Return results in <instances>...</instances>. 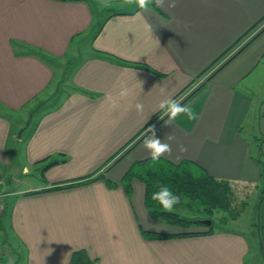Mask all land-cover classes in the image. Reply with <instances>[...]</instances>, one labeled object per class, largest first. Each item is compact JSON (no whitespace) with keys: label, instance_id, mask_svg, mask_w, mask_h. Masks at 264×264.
<instances>
[{"label":"crops","instance_id":"obj_1","mask_svg":"<svg viewBox=\"0 0 264 264\" xmlns=\"http://www.w3.org/2000/svg\"><path fill=\"white\" fill-rule=\"evenodd\" d=\"M168 2L148 11L110 14L91 39L89 53L73 67L76 89L22 136V173L42 156L60 159L63 153L65 158L44 170L43 181L4 188L9 190L0 197V208L6 202L0 218L3 264H68L75 248L94 257V264H246L250 244L241 231L143 237L140 227H181L150 216L139 178H131L129 197L120 182L135 160L149 156L143 147L149 127L171 145L167 159H191L211 175L238 184L255 185L260 177L250 145L259 133L264 152V94L257 81L264 58V0H177L172 9ZM93 19L86 0H0V163L8 160L12 122L6 112H21L34 96L52 90V62L58 63L72 44L79 51ZM33 47L54 60L46 62ZM194 78L177 101L191 106L195 120L182 114L168 125L167 116L160 117L127 142L158 111L153 112L161 99L173 97ZM121 85L130 90L123 99ZM137 102L144 105L143 113L135 109ZM246 117L254 126L250 137L242 132ZM180 145L187 150L180 152ZM92 171L116 183L107 185L98 176L46 188ZM257 216L264 264V195Z\"/></svg>","mask_w":264,"mask_h":264},{"label":"trees","instance_id":"obj_2","mask_svg":"<svg viewBox=\"0 0 264 264\" xmlns=\"http://www.w3.org/2000/svg\"><path fill=\"white\" fill-rule=\"evenodd\" d=\"M89 4L90 9L94 14H96V0H86ZM109 2V1H108ZM97 4H101L100 8L97 11V14L101 11H104L106 8H110L105 14L100 16L97 22L92 26V23L89 26V40L95 36V34L100 29L101 25L105 21V19L115 12H133L137 8L135 7H126L123 10H120L119 7L111 8L105 4V1L99 2ZM152 6L156 7L153 3ZM43 58L46 62H52L54 59L49 54L43 52L41 49H36L33 47L31 51L35 52ZM107 53H105L106 55ZM113 55H108L111 58ZM80 57L75 65L82 59ZM112 59V58H111ZM148 67V66H147ZM151 71L162 74L160 71L149 67ZM194 79L189 81L184 87L176 93L172 99L177 100L180 96H183L188 89L194 85ZM60 82L64 81L63 77L59 80ZM54 83V80L52 84ZM59 83V82H58ZM52 90L45 96L36 95L32 99L34 101L33 105L30 107V112L27 114V119L23 122L22 119L20 121L23 122V125L20 127L23 130L24 127L28 126V130L26 133L32 131L37 124V121L40 115L54 107L60 102V99L65 96L69 91L76 89L75 85L71 84L70 90L66 91L64 94H60V89L58 88L57 83L51 88ZM40 109H43L42 111ZM39 111V114L30 122L31 120V112ZM160 110L153 113L150 117L149 121L144 124L142 129L138 130L127 142H131L136 137L142 135L147 128V126H152L155 121L159 120L161 117ZM3 114V113H2ZM18 114L17 110H9L6 112L8 118L10 115ZM10 119V118H9ZM21 130L16 134L18 137L20 135ZM252 144L250 145V155L254 157L256 161L260 164V177L256 184L260 181H264V169L262 167L261 157L264 154L262 149L260 148L261 135L259 133L253 134ZM127 144V143H126ZM125 146V145H124ZM121 149V148H120ZM61 154V158L57 159L52 157L51 155H45L32 161L33 164H38L41 170V176L43 180L44 170L50 166L51 164L58 162L59 160H64L65 156L63 153ZM101 176L107 185H114L116 182L109 179L108 177H104L103 174L94 173V171L86 173L84 175H79L76 177H72L66 180H62L60 182L53 183L50 187L46 188H59L70 186L74 184L84 183L90 179ZM137 177L139 178L144 185V204L150 214L151 217L176 224L181 227L179 230L175 231H165V230H154L149 228L140 227V232L143 237L146 238H157V237H166V236H176V235H186V234H194V233H202V232H210L214 229L223 228L221 227V223H224L230 218L232 215L231 210H227L224 214L217 216V221L212 218L213 213L218 209H231L233 206V187L232 185H236L237 181H232L229 179L218 178L210 173H208L205 168L196 163L195 161L183 158L178 161H172L165 157H161L158 161H152L150 156L139 158L135 160L123 173L120 182L126 192V195L129 197L131 194V178ZM0 183L1 182L0 180ZM157 185H167L171 190L181 196V202L177 205L187 208L193 211L192 214H180L176 210L174 213L166 212L162 209V207L157 204L155 201L150 199V194L154 191L158 190ZM9 189H0V197L5 198L4 194L8 192ZM264 195V184L261 188V192L258 197L257 206L261 197ZM6 210V202L1 205L0 208V218ZM217 223V224H216ZM205 226V228H193V226ZM217 225V226H216ZM256 226L258 228L259 223L257 220ZM250 244V242H249ZM94 257H89L83 248H75L71 251L68 264H94ZM1 264L2 258H1Z\"/></svg>","mask_w":264,"mask_h":264},{"label":"rangeland","instance_id":"obj_3","mask_svg":"<svg viewBox=\"0 0 264 264\" xmlns=\"http://www.w3.org/2000/svg\"><path fill=\"white\" fill-rule=\"evenodd\" d=\"M94 5L96 8V14H94V19L92 22V26L97 22L98 18L105 14L107 11L110 10V8H106L104 11H101L97 14L98 9L100 8L101 4ZM106 5V4H104ZM108 6H111V8H126L123 0L120 1H109L107 3ZM89 32L87 37L83 39V42L78 45L79 51H75L76 44H72L70 46V50L63 56L61 59H58V63L52 62V68H53V86L57 83L58 88L60 89V94H64L66 91L70 90V86L72 84L70 76L71 72L73 70V67L75 65V62L80 58L84 57L89 53ZM60 61H62L61 64ZM263 61L264 58L261 60V62L258 63V78L260 84L262 85V88L260 89L259 93L260 95L264 94V67H263ZM63 77L62 82L59 80ZM59 82V83H58ZM40 96H45L44 94H41ZM35 99L31 100L29 105H26V108H23L21 112H18V114L10 115V120L12 122L11 126V133L10 138L8 140L7 146H6V153L8 156V160L1 162L0 166V189H3L5 187H11V188H18L22 186H27V184H34L39 181H43V178L41 176V170L40 166L38 164L28 163L29 172L22 173L21 172V164L25 161V155H24V144L22 142V136L24 137L26 135V132L28 130V126L24 127L23 130L20 129V127L23 125V122L28 118L27 114L30 112V108H27L31 105H33ZM41 111L43 109H40ZM39 114V111H34L32 114L31 112V120L35 119V117ZM22 119V121H20ZM19 120V121H18ZM252 120L249 117H246V124H244L242 132L244 135H247L248 137L251 136L252 130H254L253 123H250ZM20 132V139L21 141H16L12 139H16L17 136H15L19 131ZM11 140L13 142H11ZM251 140V138H250ZM262 160V167L264 169V154L261 157ZM264 184V181H260L255 185L253 184H236L232 185L234 197H233V207L231 209H218L216 210L212 218H214L215 221H217V216L224 214L225 212H228L227 210H231L230 213H232L233 216L228 218V220L224 223H221V227L228 228L230 230H236L243 232L246 237L248 238L250 242V249L248 254L246 255V264H262V260L260 257L259 249H258V230H257V211H258V197L261 192V188ZM175 210L179 212L180 214H192L193 211L181 207L179 205H175ZM217 223H219L217 221ZM216 223V224H217ZM217 226V225H216ZM199 228L201 226H193V228ZM255 259V262H254Z\"/></svg>","mask_w":264,"mask_h":264},{"label":"clouds","instance_id":"obj_4","mask_svg":"<svg viewBox=\"0 0 264 264\" xmlns=\"http://www.w3.org/2000/svg\"><path fill=\"white\" fill-rule=\"evenodd\" d=\"M177 0H169L167 4L168 9H172L176 7ZM108 3V0H105V4ZM155 4L157 7H164L165 6V0H124V4L129 7H135L140 10L148 11L149 6L151 4ZM148 28V31L150 32V25L146 26ZM141 88V86H140ZM165 92V89H161V94ZM130 94V90L124 86L121 85L120 91H119V98L123 99L128 97ZM109 101L113 103V106H115V101L111 97V95L108 96ZM137 112L143 113L144 112V105L142 103L137 102L134 105ZM156 110H160L163 112V118L164 116H167V120L165 121L166 124L172 125L176 118L178 116H181L182 114L186 115L188 119L195 120L196 114L193 112L191 106L181 104L179 101L172 99L169 96H165L163 99H161L156 109L153 110L155 112ZM148 131L151 133L150 136H146V138L143 141V147L147 150L148 155L150 156L152 161H158L162 156H164L166 153L170 154L172 149L171 145L168 143L162 142L159 138L155 136V130L152 127H149ZM169 140L174 139V137L169 136ZM180 152H184L187 149L180 145L179 149ZM158 190L154 191L150 194V199L155 201L157 204H159L162 209L169 213H174L175 211V205L179 204L181 202V196L178 194H175L171 188H169L167 185H157ZM144 220L146 222V213L144 215Z\"/></svg>","mask_w":264,"mask_h":264},{"label":"built area","instance_id":"obj_5","mask_svg":"<svg viewBox=\"0 0 264 264\" xmlns=\"http://www.w3.org/2000/svg\"><path fill=\"white\" fill-rule=\"evenodd\" d=\"M0 264H1V248H0Z\"/></svg>","mask_w":264,"mask_h":264}]
</instances>
